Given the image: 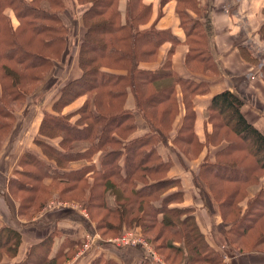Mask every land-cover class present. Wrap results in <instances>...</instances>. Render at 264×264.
Here are the masks:
<instances>
[{"label":"trees","instance_id":"trees-1","mask_svg":"<svg viewBox=\"0 0 264 264\" xmlns=\"http://www.w3.org/2000/svg\"><path fill=\"white\" fill-rule=\"evenodd\" d=\"M78 1L91 4L84 15L87 31L79 53L83 74L62 86L51 106L52 111H46L43 118L41 136L53 137L47 131L57 130L58 134L54 135L62 138L59 145L54 146L43 138L35 140L52 163L28 151L21 161L23 170L19 172L18 178L13 179L16 186L11 181L13 194L17 192L19 197L23 196L20 214L23 215L32 205L38 204L37 198L30 195L33 191L45 193V185H34L30 179L40 184L44 178H52L63 185L61 196L78 189L88 208L102 212V219L97 223L99 230L117 233L126 225L140 223L142 217L139 213L144 212L145 206L149 204L153 212L148 216L152 222L163 228L176 224L185 226L186 246L195 242L192 253L188 254V262L204 260L208 264H222V258L212 254L196 217L189 213L191 208L172 206L181 200L182 191H171L180 186L181 179L167 175L173 161L165 160L157 150L159 143L167 142L173 123L181 111L177 85L183 87L186 108L182 126L173 139L180 154L191 157L192 152L197 153L199 145H206L212 132L218 137L225 133L233 134L231 141L229 137L220 140L227 142V145L216 152L214 160L207 156L202 161L201 176L205 170L230 184L249 182L256 171L264 172V134L242 113L243 100L226 90L211 100L207 122L211 124L212 131H207L206 141L201 142L195 132L197 114L193 98L208 91L207 86L169 71L174 48L168 50L159 68L141 66L144 62H156L161 46L169 41V31L158 29L156 25L148 29L141 28L150 17L151 7L143 0H129L127 20L123 24L119 0ZM63 6L64 0H0L2 143L7 138L4 131L10 127L9 120H15L16 115L9 105L27 98L32 91L28 86L42 82L67 49L69 29L56 11ZM8 10H13L19 19L17 27L13 25ZM261 36L264 37V27ZM83 95L87 96V100L78 111V120L71 122L69 116L59 113L61 107ZM130 95L135 102L134 109L127 106ZM135 110L141 111L151 124V131L142 136H135ZM84 144L87 145L86 149L82 147ZM49 148L54 150L53 154L47 151ZM97 155H100L99 162H96ZM220 157H227L228 163L220 162ZM245 158H252V163L241 165L240 161L246 162ZM79 160H87L88 164L78 168L62 166ZM155 176L159 177L154 179ZM237 188L234 185V193L227 198L217 196L224 218L239 195ZM167 189L169 193L165 192ZM262 194L263 191L258 195L260 199H253L248 213L236 215L231 230L234 234L242 232L244 235L254 224H264ZM254 203L261 208L253 213ZM44 204H38L39 208ZM171 217H175L177 222ZM259 235H262L261 245L264 243V233L260 232ZM54 236L51 234L40 244L31 247L26 258L18 264L58 263L63 252L52 260L47 257L52 250ZM21 243L22 235L18 230L13 227L1 228L0 259L7 254L16 256ZM168 244L183 250L170 240ZM201 248H204L205 255L200 253ZM91 264L110 262L101 256Z\"/></svg>","mask_w":264,"mask_h":264},{"label":"crops","instance_id":"crops-1","mask_svg":"<svg viewBox=\"0 0 264 264\" xmlns=\"http://www.w3.org/2000/svg\"><path fill=\"white\" fill-rule=\"evenodd\" d=\"M143 3L151 7V13L148 21L144 22L141 28L148 29L156 25L158 29L169 31V41L161 46L156 62H144L141 66L148 69L159 68L165 61L168 50L174 48L169 71L206 85L208 88V91L199 93L193 98V107L197 114L195 132L199 140L205 142L207 131L210 132L212 129L211 124L207 122L208 107L212 98L226 90H230L243 100L242 113L249 122L264 134V78L258 75L256 69V63L264 59V37L261 36V30L264 27V0H143ZM72 4H74L77 17L73 13H71V17L67 15V12L61 13L65 24L71 27V34L69 35V47L67 46L62 57L63 61L58 65L60 68V65L63 64L64 73L69 80L78 78L83 74L82 68L78 65L77 54L80 41L86 33L83 13L90 6V3L79 4L76 0ZM128 5L129 0H119L123 24L127 20ZM9 11L8 14L13 23L17 24L14 21L16 18L13 11ZM74 24H76L75 27ZM192 47L194 50H191ZM114 72L119 73L120 71ZM59 88L58 90H60ZM57 98L58 96L53 102ZM177 98L181 105V111L173 123L167 142L159 143L157 150L165 160L171 159L173 161L169 176L171 178L179 177L184 182V177L188 173L190 174L191 169L196 168L195 170H197L205 156L208 153L210 156L215 155L216 149L205 147L196 160L192 161L187 158L190 162L178 152L173 144V139L179 132L186 113L183 103V87L180 84L177 85ZM86 100V95L78 98L64 109V113L76 111L83 106ZM127 106L131 109L135 108L134 99L131 95ZM48 108L47 104L39 105L37 111L31 112V122L26 121L25 111L15 113L17 121L12 130L13 133L17 128L24 127L33 136L29 135L31 136L29 139L24 138L23 140L10 133L2 146L3 154L2 152L1 154L4 155L8 145L16 143L15 149L18 154L15 160H11L8 154H5L4 157L0 154V163L5 164L8 168L5 180H0V229L13 227L22 235L18 255L14 258H6L7 263L22 262L31 247L40 244L51 234L55 236L50 256L55 257L63 246L64 237L69 236L73 240L72 235L78 238L83 233L82 225H78L76 219L68 216L70 210L68 212L65 210L49 211V216L44 210L43 218L40 221L38 218L42 214L41 212L40 215L37 214V218L27 221L28 218L19 212L20 203L11 191L8 182V180L11 182L14 178H18L19 172L23 170L21 161L26 152L32 151L40 158L49 161L36 143V139L43 138L58 146L56 142H59V139L51 141L39 134L46 111H52L51 108ZM135 114L137 124L135 136H142L151 131V124L145 115L138 110H135ZM74 120L76 119L73 118L71 122ZM99 158L100 155H97L96 162H99ZM77 164L82 166L88 162L87 160L75 161L72 166ZM186 182L187 180L184 183ZM175 189L176 187L172 188L171 191ZM183 190L188 194L194 191L187 184ZM187 200L193 202L189 197ZM197 203L201 207V202L197 201ZM210 207L211 210L209 209V211H212L213 216L221 220L219 208L212 205ZM204 214L202 216L200 212L197 213V220L203 231L206 232L202 221V218L206 216V213ZM104 252L108 253V251ZM113 255L116 256L115 254L108 256ZM239 264L255 263H242L240 261Z\"/></svg>","mask_w":264,"mask_h":264},{"label":"rangeland","instance_id":"rangeland-1","mask_svg":"<svg viewBox=\"0 0 264 264\" xmlns=\"http://www.w3.org/2000/svg\"><path fill=\"white\" fill-rule=\"evenodd\" d=\"M73 1L74 0H64L65 6H63L59 10H56L57 12H59V16L63 24L69 29L66 47L69 45V35L71 34V27L65 24V22L61 17V13L67 12V15L69 17H71V13H73L76 16L77 12L76 10L74 11L75 3L72 4ZM76 1L79 4H87V3H81L78 0ZM85 12L83 13V24H84ZM14 17L16 18L14 19V21L17 24L13 23V25L17 27L19 25V19L16 17V15ZM74 23L76 22L74 21ZM75 25L76 24H74L73 26L75 27ZM85 36L86 33L82 37L78 48L77 59H78L79 67H81L79 62V53H80L82 41L84 40ZM62 59L63 58L61 57L59 60H56L55 67H53L51 71L44 76L45 79L42 82H38L37 84H35V86L32 85V87L28 86L32 91L31 94L27 96V98L20 99L19 101L14 102L13 104L10 105L9 103H7L15 113L19 111H25L26 114L25 112L24 114L25 116L27 115L26 121L29 122L32 121V118L30 116L31 112L33 110L37 111L39 105L43 106V104H47L49 106L48 109H50L52 106L51 103L56 98V96H58V91H60L58 90V88L61 86L59 88L61 89L65 83L70 81L69 78L64 73L63 64L60 65V68L58 67V65L63 61ZM261 60L263 61L264 59ZM256 69L258 70V75H261L258 66L256 67ZM78 98L74 99L68 105L61 107L59 109L60 111L59 110L57 111H59L61 114L69 116L68 119L70 120H72L73 118L78 120L80 116L78 113L80 107L72 113L71 112L64 113V109L67 106L74 103ZM16 121H17L16 115H15V120L14 119L9 120L10 127L8 129H5L4 131L5 132L4 134L5 136H7V138L9 137L10 133L11 134L13 133L12 130L16 125L15 124ZM211 131L212 129L210 130V132ZM47 133L53 136V137L45 136L51 141H53L54 139L62 140V138H60L61 136L54 135V134H58L57 130H54L52 132L47 131ZM13 135L18 136L19 139L24 140V138L29 139L31 137L29 135H32V133L23 127V128H17L14 131ZM232 135H233L232 133L230 134L225 133L224 135L218 137L214 134V132H212L208 137V142L206 143V145H199L197 153L192 152L191 157H187V156L185 157L184 155L183 157L194 161L200 156L201 152L205 147H207L208 149L214 148L216 149L217 152L219 149L227 145V142L220 140L228 139L229 137V141H231ZM56 143L59 145V142ZM52 144L54 145L53 142ZM1 145L3 146L2 142H0V146ZM86 146L87 145L84 144L82 147L86 149ZM15 147H16V143L14 144L12 143L11 145H8L4 155L8 154L11 160H15L18 154V151L15 149ZM47 151L50 154L54 153V150L52 148H49V150ZM1 152H2V148L0 150V154ZM4 155H2V157H4ZM207 156L209 159L212 160H214L216 157L215 155L210 156L209 153L207 154ZM207 156H205V158ZM205 158L202 161H204ZM222 158L223 157L219 158L220 162L228 163L227 161L229 159L227 157L223 159ZM245 159L246 162H243V160L240 161L241 165H248L252 163V158H245ZM48 162L51 163V161ZM188 162L190 161L188 160ZM73 163L74 162L69 163V165L66 163L63 164L62 166L73 167V168L75 167L78 168L79 166H81L79 164L72 166ZM200 166L201 164L199 165L197 170H195L196 168H192L190 174L188 173L187 176L184 177V182L185 180H187V182L184 183L183 181H181L180 186H177L178 188L176 187L174 191H182L183 196L181 193V197H180L181 200L179 202H175L174 204H172V206L182 209L187 207L191 208L189 213L194 215L196 219H197V213L200 212V215L202 216H204L205 215L204 213H206V216L202 218V221L204 223V229L206 230V232L203 231L198 220L197 223L202 233L205 235L207 243L213 250V251L211 250L212 254L222 258V264H239L240 261L242 263L248 262L255 264H264V243L260 245L262 235H259L260 232L264 233V224H262L261 222L258 225L254 224L253 225L254 227L250 229L248 228V230L245 232L244 235L241 234L242 232H238L234 234L233 231H231L233 220L235 219L236 215L242 216L245 213H248L253 203V199L254 201L255 199H260L258 197L260 196L259 194L262 191H263L262 197L264 198V172L256 171L253 174V178L249 182L238 185L235 183L230 184L228 182H225V180L215 177L205 170L202 172V176H201ZM7 170L8 168L5 166V164L0 163V180H5L4 178L7 175ZM164 175H162V177H164ZM167 175L168 176L170 175L169 172ZM158 177L159 176H155L153 178L155 179ZM53 180L54 179L52 178H44V180L39 182L40 184H37V181H35V179H30V182L33 183L34 185L35 184L41 185L43 187L45 185L44 187L45 193H39V191L36 190L33 191L32 194H30L32 195V197L37 198L38 204L40 203L41 204L45 203V204L41 208H39L38 204L36 206L32 205L31 209H27V211H25L23 215L28 218L27 221H30L35 217L37 218V214L41 212L42 214L41 213H40L41 215L39 214L40 215V217L38 218L39 220L37 219L38 221H40L43 218L44 210L47 211L46 214L47 216H49L48 214L49 211L51 212V211L65 210L68 212V210H70L68 216L72 217V219H76L78 225L79 224L82 225L83 233L82 235H79L78 238L75 235H72L73 240L70 239L69 236L63 238V246H61L63 248H60L56 256H58L62 252L63 253L61 254L58 263L56 264H91L95 260V258L101 256L106 258L105 260L109 261L110 264H208L207 262H204L201 254H199V257L203 261H200L198 263L188 262L187 260L188 254L192 253L191 248L193 245H195V242L186 246L187 238L185 237L186 234L185 231H187V229L185 228V226H183V224H176L172 227L169 226L163 228L162 226L157 225L155 221L152 222L150 220V217L148 216L150 212H153L149 204L145 206L144 212L139 213V216L142 217L140 223L134 222L132 225L124 226L120 230V232L109 233L104 229L103 231L98 229L97 223L100 222L102 219L101 216L102 212L99 209L88 208L86 202L83 201V197H81V195L78 193V189L76 190V192L68 193L66 195L61 196L60 190L63 187V185H60V183H58L57 180L54 181ZM89 181L92 182L93 178ZM8 182L9 185L11 186L10 188L12 189V184L10 180H8ZM12 182L13 184H15L14 180ZM185 184L190 186L194 191L190 194L184 191L183 188ZM234 185H237L238 187L237 191L239 195L237 199L234 200L232 209L230 208L229 211L227 209L225 210L226 212L228 211L227 217L224 218L223 215L221 214L222 219L221 220L220 218L217 219L216 217L213 216L212 211H209V209L211 210L210 206L211 205L214 207L217 206L219 208V211H221L220 203H219L220 201L217 196L227 198L228 195L234 193L233 191ZM11 191L13 192V190ZM167 191L168 189L165 190V192ZM169 192L170 190L167 193ZM14 195L16 196L17 200L20 203V208H19V212H20L21 211L20 200H22L23 196L19 197L18 196L19 194L17 192H14ZM187 197L191 198L193 202L188 201ZM197 201L201 202L202 209H200L201 207L198 205ZM228 202H231V200H228ZM260 208H261L260 205L254 203L253 213L259 211ZM92 216L94 217V219L92 218ZM171 219L177 222V219L175 217H171ZM144 223L150 226L146 227ZM152 223H154V226L152 225ZM169 240L172 244H175L176 247L182 248L183 250H178L169 246L168 244ZM241 249L243 251H241ZM104 251H108V253H105ZM200 253L205 255L204 248H201ZM51 254H52V250H50L49 253L47 254L49 260L54 259V257L50 256ZM111 254H115L116 256L114 255L108 256ZM17 255L18 253L16 254V256ZM16 256L12 257V255H8V254L6 256L4 255L3 259L2 258L0 259V264L1 263L11 264L6 262V258H14Z\"/></svg>","mask_w":264,"mask_h":264},{"label":"built area","instance_id":"built-area-1","mask_svg":"<svg viewBox=\"0 0 264 264\" xmlns=\"http://www.w3.org/2000/svg\"><path fill=\"white\" fill-rule=\"evenodd\" d=\"M258 68L260 69L259 71H260V73H261V75L262 76H264V70H263V68H264V60L262 61H260L259 62V64H258ZM253 78H255L254 76H252ZM95 238V237H94ZM89 243H90V240H89ZM120 244V243H119Z\"/></svg>","mask_w":264,"mask_h":264}]
</instances>
